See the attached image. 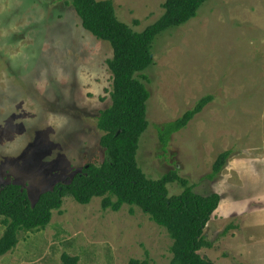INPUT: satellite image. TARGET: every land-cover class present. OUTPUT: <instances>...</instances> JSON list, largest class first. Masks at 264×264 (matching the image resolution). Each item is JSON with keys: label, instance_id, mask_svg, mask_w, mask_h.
I'll list each match as a JSON object with an SVG mask.
<instances>
[{"label": "rangeland", "instance_id": "374dc122", "mask_svg": "<svg viewBox=\"0 0 264 264\" xmlns=\"http://www.w3.org/2000/svg\"><path fill=\"white\" fill-rule=\"evenodd\" d=\"M71 0H0V188L24 186L31 205L103 160L96 117L111 105L112 49L86 32ZM105 1V0H97ZM119 22L142 32L165 0H110ZM138 78L149 92L136 161L150 179L176 171L194 192L220 196L204 230L214 264H264V0H209L152 45ZM211 101L163 148L159 131ZM231 151L214 180L217 156ZM170 195L181 187L169 184ZM44 230L20 231L7 264H170L172 239L137 208L103 210L64 197ZM4 227L0 225V236Z\"/></svg>", "mask_w": 264, "mask_h": 264}, {"label": "trees", "instance_id": "16d2710c", "mask_svg": "<svg viewBox=\"0 0 264 264\" xmlns=\"http://www.w3.org/2000/svg\"><path fill=\"white\" fill-rule=\"evenodd\" d=\"M209 0H165L163 14L142 32H134L118 21L110 0H71L70 5L82 28L112 49L107 60L111 74V105L100 111L96 124L102 136L99 140L103 160L89 163L73 176L68 184H57L39 195L31 205L27 190L16 182L0 188V257L18 244L20 231L44 230L52 213L60 212L64 197L86 205L93 198H101L103 210L118 212L122 206L139 209L156 225L164 228L172 239L170 264H214L198 252L211 248L204 230L220 203L216 193L199 195L188 180L173 171L158 179H149L139 168L136 153L140 137L148 128L146 102L149 92L138 79L152 64V45L163 32L185 25L196 17L199 8ZM199 100L178 119L163 124L159 139L165 148L173 134L187 127L189 122L211 101ZM231 151L219 154L211 172L203 177L214 180L222 172ZM178 184L181 193L170 195L169 184ZM61 264H78L77 257L61 255ZM128 264H154L149 258L131 259Z\"/></svg>", "mask_w": 264, "mask_h": 264}, {"label": "crops", "instance_id": "0c3cea01", "mask_svg": "<svg viewBox=\"0 0 264 264\" xmlns=\"http://www.w3.org/2000/svg\"><path fill=\"white\" fill-rule=\"evenodd\" d=\"M219 207H220V206H219ZM1 236H2V235H1ZM1 236H0V237H1ZM7 254H10V253H7ZM5 258H6V254H5L4 256L0 257V264H7V262H4V261H3ZM11 264H13V263H11ZM15 264H23V262L18 263V261H16Z\"/></svg>", "mask_w": 264, "mask_h": 264}]
</instances>
